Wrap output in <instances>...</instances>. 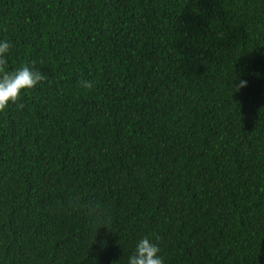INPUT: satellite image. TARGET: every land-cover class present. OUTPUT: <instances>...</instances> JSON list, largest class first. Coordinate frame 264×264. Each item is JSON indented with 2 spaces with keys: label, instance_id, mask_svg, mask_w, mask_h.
Masks as SVG:
<instances>
[{
  "label": "trees",
  "instance_id": "1",
  "mask_svg": "<svg viewBox=\"0 0 264 264\" xmlns=\"http://www.w3.org/2000/svg\"><path fill=\"white\" fill-rule=\"evenodd\" d=\"M4 38L45 80L0 113V264H264V0H0Z\"/></svg>",
  "mask_w": 264,
  "mask_h": 264
},
{
  "label": "clouds",
  "instance_id": "2",
  "mask_svg": "<svg viewBox=\"0 0 264 264\" xmlns=\"http://www.w3.org/2000/svg\"><path fill=\"white\" fill-rule=\"evenodd\" d=\"M13 44L6 38L0 39V113H4L11 104H18L21 97L45 80L42 70L34 66L24 65L12 70L8 69L9 56ZM82 86L90 89V81H83ZM247 80H239L235 84L236 91L246 88ZM23 107L22 104L19 105ZM110 224V218L100 221L99 227ZM110 227V226H109ZM125 264H166L161 248L154 238L144 235L137 240L135 248L127 257Z\"/></svg>",
  "mask_w": 264,
  "mask_h": 264
}]
</instances>
